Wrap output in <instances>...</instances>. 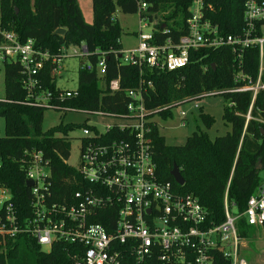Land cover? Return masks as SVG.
I'll return each mask as SVG.
<instances>
[{"label": "trees", "instance_id": "16d2710c", "mask_svg": "<svg viewBox=\"0 0 264 264\" xmlns=\"http://www.w3.org/2000/svg\"><path fill=\"white\" fill-rule=\"evenodd\" d=\"M141 1L146 3L144 11H140ZM245 2L204 0L203 13L222 33L236 35L245 26ZM191 3L192 0H92L93 21L87 23L77 0H0V20L6 30L16 32L22 41L32 38L37 48L50 54H58L62 47L70 45L87 46L91 54L80 58L79 94L56 103L60 108L54 110L63 114L67 112L65 108H70L123 115L132 101L130 91H140L150 116L165 118L171 114L173 106L184 101L199 99L207 93L222 94V118L230 126L226 134L211 139L207 131L198 127L185 144L170 145L152 121L149 137L159 179L171 181L178 193L197 196L212 224L225 220L227 195L229 207L236 208L239 215L238 234L246 239L252 237L257 228H262L250 225L243 212L248 199L257 193L264 173V90L257 94L247 119L252 93L229 91L242 85L234 79L239 65L237 55L229 46L191 50L189 63L172 71L125 62L121 52L125 48L121 41L122 27L115 17L118 10L124 14L137 13L140 19L149 22L161 16L163 21L154 25V43L163 44L167 39L177 41L186 33ZM58 28L66 29L65 33L56 34ZM102 58L104 68L100 72L97 63ZM134 59L138 61L136 55ZM85 62H90L93 69H82ZM4 66L5 96L0 100V116L5 120V134L0 137V180L10 188L24 221L36 220L37 224L45 226L58 220L56 206L73 203L81 178L67 163L71 147L69 134L88 125L61 122L44 131L43 116L47 108L27 104V92L21 84V66L17 62L5 61ZM258 66V48H246L240 70L256 76ZM53 68L54 65L47 62L39 79L43 90L56 93L60 88L57 77L52 75ZM116 78L120 79V89L112 92L109 82ZM199 117L207 128L215 122L214 117L206 113ZM38 151L43 161L48 162L49 175L45 177V187L39 188V196H36L32 186H27L26 173L32 155ZM174 164L185 180L183 185L177 184L170 174ZM37 212L56 215L38 218ZM112 215L108 209L104 214L97 211L93 221L109 227ZM81 248L78 244L55 239L45 250L31 232H24L9 242L6 253L0 254V264H73L72 255ZM124 264L136 263L126 255ZM145 264L162 263L153 258ZM214 264H230V260L218 253Z\"/></svg>", "mask_w": 264, "mask_h": 264}, {"label": "built area", "instance_id": "2783aa9c", "mask_svg": "<svg viewBox=\"0 0 264 264\" xmlns=\"http://www.w3.org/2000/svg\"><path fill=\"white\" fill-rule=\"evenodd\" d=\"M145 9L146 3L141 1L140 11ZM203 9L204 0H192L186 33L177 41L167 39L163 44L154 43V26L151 31L144 32V28L152 23L140 19L138 43L132 49L121 51L124 61L172 71L189 63L191 50L229 46L237 55L239 65L234 79L242 83L229 91L252 93L246 115L249 119L257 94L264 90V0H246L245 26L236 35L222 33L205 17ZM77 46L80 51L75 50L74 55L67 53L69 46L62 47L58 54H50L37 48L32 38L22 41L16 32L6 30L0 20V61L17 62L21 66V84L27 92L29 105L59 109L58 101L79 94L78 86L74 89L58 86L60 89L56 93L45 91L39 79L47 62L54 65L52 75L57 76L64 69L65 58L89 57L91 52L85 44ZM252 46L258 48L256 76L240 70L244 50ZM81 68L90 71L93 66L85 62ZM103 68L104 58L97 63L100 72ZM109 89L112 92L119 90L120 79L111 80ZM129 94L132 101L123 115L91 112L117 117L125 123L107 125L103 131L90 125L82 127L79 163L73 167L81 178L77 182L79 188L73 195V203L55 207L59 214L55 223L47 227L40 226L36 220L24 221L13 202L10 188L0 180V254L7 252L9 242L14 241L17 234L31 232L45 250L55 239L80 245L82 248L72 255L73 264H124L126 255L136 264H145L153 258L162 264H214L218 253L229 259L230 264H248L240 255L242 238L236 224L239 215L231 212L227 195L225 220L212 224L197 196L178 193L171 181L159 179L149 137L150 122L154 117L145 109L140 91ZM182 116L185 119L187 115L182 112ZM47 165L40 151L32 155L28 164L26 174L28 180L33 181L36 196H39V188L45 187L49 172L44 174L43 168ZM107 209L113 214L107 221L109 227L93 221L97 211L104 214ZM48 214L56 215L54 212ZM48 214L37 212L38 218ZM243 215L250 225L264 227V180L257 193L248 199Z\"/></svg>", "mask_w": 264, "mask_h": 264}, {"label": "rangeland", "instance_id": "374dc122", "mask_svg": "<svg viewBox=\"0 0 264 264\" xmlns=\"http://www.w3.org/2000/svg\"><path fill=\"white\" fill-rule=\"evenodd\" d=\"M84 19L87 23L93 21L92 0H77ZM115 17L120 22L122 27L121 41L124 48H130L138 43L137 34L140 28V16L139 14H124L119 10L116 12ZM163 21L161 16L153 18L152 24L144 28V32L152 30L153 26L158 22ZM75 50L80 51V47L77 45L69 46L66 51L69 55H74ZM84 62V61H83ZM81 64V60L78 56H69L64 59V69L59 73L57 77V85L61 88L74 89L78 85V69ZM5 66L3 61H0V100L5 96ZM221 93V92H220ZM201 109H198L197 106ZM224 107V97L222 94L210 95L194 99L189 102L173 106L171 108V114L167 117H161L155 115L153 121L156 122L160 133L164 136L166 142L170 145H182L185 144L187 138L197 130L198 127L207 131L209 137L214 139L217 136L224 135L230 130V126L225 124L222 118ZM182 112L186 113V118L182 116ZM201 113L209 114L215 119L214 124L207 128L205 124L200 120L199 115ZM184 119V120H183ZM183 121L185 123H183ZM63 123H76L87 124L95 126L100 131L106 129L107 125L123 124L125 121L117 117L103 116L100 114H92L84 111H67L63 112L46 109L43 116V130L47 131L53 127ZM5 134V120L0 116V137ZM59 135V134H56ZM83 135V128L74 130L69 134L71 147L70 157L67 159L68 165L72 167L78 166L79 152H80V140ZM49 172L48 167L43 168V173ZM262 181L264 180V173L261 174ZM233 214H237L236 208H231ZM51 214H48V218ZM40 218V217H39ZM42 218V217H41ZM47 218V219H48ZM46 226H50L46 224ZM46 250H48L46 248ZM240 255L244 257L248 264H264V228H257L252 237L242 239L240 247Z\"/></svg>", "mask_w": 264, "mask_h": 264}, {"label": "water", "instance_id": "95a60500", "mask_svg": "<svg viewBox=\"0 0 264 264\" xmlns=\"http://www.w3.org/2000/svg\"><path fill=\"white\" fill-rule=\"evenodd\" d=\"M16 11H18V9H16ZM66 31V29L64 28H58L55 33L58 35H62L64 34ZM260 167V166H259ZM171 176L173 177V179L175 180V182L179 185H183L185 183L184 178L182 177L181 173H180V169L179 167L174 164L171 172H170ZM27 186H33V181L32 180H28L27 181Z\"/></svg>", "mask_w": 264, "mask_h": 264}]
</instances>
